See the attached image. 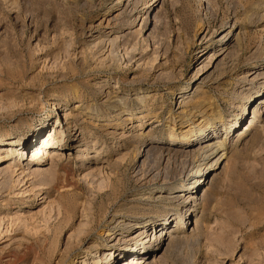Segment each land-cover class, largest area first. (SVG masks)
Wrapping results in <instances>:
<instances>
[{
  "label": "rangeland",
  "instance_id": "obj_1",
  "mask_svg": "<svg viewBox=\"0 0 264 264\" xmlns=\"http://www.w3.org/2000/svg\"><path fill=\"white\" fill-rule=\"evenodd\" d=\"M143 222L155 264H264V0H0V264H122Z\"/></svg>",
  "mask_w": 264,
  "mask_h": 264
},
{
  "label": "bare ground",
  "instance_id": "obj_2",
  "mask_svg": "<svg viewBox=\"0 0 264 264\" xmlns=\"http://www.w3.org/2000/svg\"><path fill=\"white\" fill-rule=\"evenodd\" d=\"M230 32H231V30H228L226 32V34L223 35V37H222L223 40L229 35ZM239 35H240V32H237V34L235 35L234 39H235L236 42L239 41ZM181 102H182V104L186 103V102H183V100ZM130 114L133 115L134 112L130 111ZM66 116H67V114H66ZM258 116H259L258 113H253L252 118H250L249 121L244 124V126H245L244 130L251 129L255 125V119H257ZM141 119H142V117H140V120ZM188 120H191V118L189 117ZM180 122H182V121H180ZM200 122H203V119ZM138 125L140 126L141 123L138 122ZM205 127H206V125L202 128L201 132L198 133V136L196 135V137L199 138V137L203 136L204 134H205L204 137L205 136H209L210 132H208L207 135H206L205 129L206 130H208V129L205 128ZM208 128L210 129L211 127H208ZM191 131L192 130H188V131H186V134H184V135H182V136L177 138V133H176L177 131L175 132V128L172 127L171 129L168 130V135L173 138L172 142L174 144L178 143L180 145H189L191 137L188 136V134L191 133ZM211 131H213V129ZM54 134H55V131H54ZM205 142H208V141H205ZM205 142L200 147H198L196 153L194 154V158L192 157V159H194L193 160L194 161V167L191 168V170L186 174V179L185 180H186L187 183H184L182 185V187L185 188L184 190H189L190 188H196L197 189V187L200 185V182L204 181L202 179V177L206 174V170H208L209 167L214 166L215 164H219L222 161L223 154L225 153L224 151L218 157L213 159L209 164H207L208 162L206 160L209 159L212 155L217 154V152H219L221 149H223V147H222L223 146V142L222 141H219V143H205ZM35 153H31V155L29 157V160H33L34 158H36V154L38 155V153H36V154ZM34 172L33 173L29 172V173H30V175L31 174H35L36 175V173L38 174L37 171H36V173H34ZM39 174H40V172H39ZM35 177H37V176H35ZM170 180H167L166 177L165 178L163 177L161 182L162 183H166V182H169ZM23 184H25V183H23ZM170 184L172 185L173 183H170ZM171 185L167 186L165 188L166 189H172L173 186H171ZM194 198H195V195L192 196L190 199H194ZM192 201H195V200H192ZM187 210H189V207H187L186 210H181V212H180V210H177L176 211L177 216L174 217L173 219H177V223H180V225H182L184 223L183 215L185 214V211H187ZM168 220H169V218L168 219L166 218L164 220L163 224H169ZM152 223H154V222H152ZM136 224L137 223H135V224H130L129 223L128 224V228L135 229L137 227ZM143 224H145V225H143V230L138 232V234L136 236L130 237L128 240L127 239H123L122 234L120 232H117V230H121V229H119V228L116 229V227H114V226L109 228V231L107 232L108 238L111 239V240H114L113 242L110 243V246L112 248H115V249H122L123 252L128 250V252H124V254L127 253V254H130L129 256H133V257L129 258L130 261H127L128 259L122 260L121 261L122 264H155L156 263L157 260H155V256H153L151 259L147 258V257L143 258V256L148 254V253H154V251L157 249V245L165 240V236L167 234V230L165 231L166 227H162L160 230L152 229V233H151L152 237H151V241H150V239L148 238V235L147 234L144 235V233L146 232L145 227L147 225L149 226L150 223L146 224V222H143ZM154 225L155 224H152V226H154ZM138 235H142V238L138 239V241H137ZM168 235L170 236L171 233L168 234ZM173 237H175V238L177 237L178 238V236H173ZM173 237H172V239H175ZM133 240L134 241L136 240L137 242H136V244L134 243V244L131 245L130 242H132ZM121 254H122V252H121ZM139 254H142L143 256H137L136 257V255H139ZM116 258L117 257H115V251H111L110 250V251H108V252H106V253H104L102 255V259L101 260H103L106 264H112L115 261ZM159 258L162 259L161 256ZM158 261H159V259H158ZM84 263H85V261H84ZM159 264H161V262Z\"/></svg>",
  "mask_w": 264,
  "mask_h": 264
}]
</instances>
